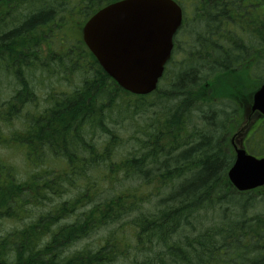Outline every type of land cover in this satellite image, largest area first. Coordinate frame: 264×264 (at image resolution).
Instances as JSON below:
<instances>
[{
    "label": "trees",
    "instance_id": "obj_1",
    "mask_svg": "<svg viewBox=\"0 0 264 264\" xmlns=\"http://www.w3.org/2000/svg\"><path fill=\"white\" fill-rule=\"evenodd\" d=\"M69 1H59L58 10L48 7L50 0L33 1L36 8L44 3L40 14L13 38L14 44L25 40L39 46L38 53L30 49L32 56L21 57V43L12 58L25 91L32 88L24 75L37 69L69 83L71 77L57 64L82 75L70 94L54 91L51 105L38 116L26 110L27 100L20 101V95L10 116L0 109V121L16 117L24 124L25 134L14 131L7 141L29 164L22 181L14 179L16 167L0 165V175L7 176L6 181L0 177V224L5 220L12 227L0 237V262L264 264V194L231 187L228 171L234 157L223 138L230 114L213 106L207 97L213 90L204 87L250 65L247 56L255 50L264 53V18L242 36L259 38V43L244 42L228 26L235 0H184L201 25L195 33L197 53L180 64L170 83L165 78L151 96L134 97L113 83L82 41H71L65 54L67 40L60 37V56L49 47V58H43L40 45L49 42L51 29L59 33L61 25L81 27L100 8L119 0ZM227 39L235 41L227 45ZM261 64L264 54L253 62L257 73ZM32 100L36 102L32 98L28 103ZM48 158L62 160L66 167L49 172ZM70 190L71 199L66 197ZM100 233L105 234L103 246L68 254L69 248Z\"/></svg>",
    "mask_w": 264,
    "mask_h": 264
},
{
    "label": "water",
    "instance_id": "obj_2",
    "mask_svg": "<svg viewBox=\"0 0 264 264\" xmlns=\"http://www.w3.org/2000/svg\"><path fill=\"white\" fill-rule=\"evenodd\" d=\"M181 23L182 10L173 0H121L86 23L83 39L121 88L147 95L158 86ZM254 102L253 111L264 114V86ZM229 178L240 191L264 186V159L239 151Z\"/></svg>",
    "mask_w": 264,
    "mask_h": 264
},
{
    "label": "rangeland",
    "instance_id": "obj_3",
    "mask_svg": "<svg viewBox=\"0 0 264 264\" xmlns=\"http://www.w3.org/2000/svg\"><path fill=\"white\" fill-rule=\"evenodd\" d=\"M48 0H45V2ZM61 2V0H59ZM59 1L58 0H50V2L52 3V6H48L52 9L58 10L57 8H59ZM67 2V0H65ZM5 2V0H1V3ZM68 3L70 4V1H68ZM249 4H252L255 8L252 11V16L253 19L250 20V22L253 23V25H260V21L264 18V1H261L258 4H254L253 2H249ZM33 4L29 5V8H25L23 10L19 11V16L18 19H15V23H17L16 25L10 26L8 25V22H10V18L7 16L2 22L5 25H0V73L1 71H5V73L0 74V108L2 110H5V115L8 117L13 113V109H12V105H14V98H16L18 96V94L22 97V99L27 100V102L29 101V99L31 98H35V101L37 103V105H34L35 109L32 110L33 108H29L27 107L28 111L31 112H38V111H42L44 108L49 107V101L51 100V97L53 95V92H57L58 91H66V93H70L72 91L73 88H75V85H77V83L79 82V77L80 75H82L81 73L78 72H73L71 70V67L68 66V68H62L61 65L57 64L58 67L60 69H63V71H66V75L71 77V81L72 82H68L67 81H63V79L57 77V75L55 76H49L44 74L43 76L40 73H36L35 77H40L38 79H36L35 81L30 80L27 77V74L24 75V80L30 82V87L32 89L29 90H24V88L27 86L25 84L20 83L18 80H16L15 76V72H11L14 71V67L12 68V61H11V57L14 56V53L16 52V50L20 47L21 43H23V51H25V55L21 56V57H29L32 55H29L30 49H34V52L36 51L38 53L39 51V46L36 44H31L28 43L25 40H19L16 44L13 43V39H11L12 37L16 36L17 34V30L21 27H23L25 24H27V22L30 21V19L35 16L40 14V11L44 5L43 2H41V6L36 8L34 6H32ZM58 5V6H57ZM11 7V5H10ZM9 7V8H10ZM66 8H68L66 6ZM9 14H11V18L15 17L12 8L8 9ZM190 12V11H189ZM243 12V13H242ZM249 13L248 9L246 8V5L243 3L241 6V10L238 13H232V21L230 23L233 24H238V25H245L246 22L248 21V19L246 18V15ZM190 16L192 17V13L190 12ZM68 20V18H67ZM14 23V24H15ZM69 23V22H68ZM228 23V24H230ZM225 24V25H228ZM62 27H65L67 25H61ZM83 26L82 27H78L77 24L75 25H69V32L66 33L67 35V39L68 41L72 40H78V41H82L83 40ZM197 26H201L198 24L193 25V29L197 28ZM229 28L232 27V25H228ZM28 31V29H26ZM45 32V31H44ZM48 32V31H47ZM46 32V33H47ZM13 34V35H11ZM60 34V35H59ZM11 35V36H10ZM31 35L34 36L35 32H31ZM63 34L58 33V32H54L53 39H57L60 38ZM184 35V32L181 34V39L182 41L180 42V47H179V53H175V57H174V63L175 65L170 69V74L166 79V83H169L172 81V76L173 73L178 71L179 67L177 65L181 64V61L185 58L186 56V45H185V41L183 40L186 36H182ZM10 36V37H8ZM8 37V38H7ZM52 39V40H53ZM60 42V41H59ZM51 45H40V52H43L44 50L48 49V47H50L52 49V51L54 52L55 55L60 56L58 54L59 50V45H58V41L56 42H48ZM47 43V44H48ZM72 43V42H71ZM46 46V47H45ZM62 49H64V47H61ZM255 52L264 54L261 50H255ZM57 53V54H56ZM258 53H251L249 54V56H247V60H249V69L248 72L245 71L247 70L246 67H242L240 69V72H244L243 75L245 74H249V81H245V85L243 87H237L235 86V84H241L244 81L240 78H238L236 75H232V76H227L223 79H221L220 81H217V83L210 85V88L213 90V94L211 96H219L217 97V99H214L215 101H218V105L216 107L217 110H225L226 114H230L233 113L232 109H230L229 107L222 105V103L226 100H233L234 97L236 95H238V98L240 100L244 99L246 96L253 95L254 90L259 87L261 85V81H255L256 77H260V78H264V66H260L259 72L256 73L252 72L255 71V67L253 66V62H257L260 61V58L257 57ZM11 55V57L9 56ZM39 70V69H37ZM252 72V73H251ZM22 75V73H21ZM241 75V74H239ZM50 77V78H49ZM245 77H248L245 76ZM214 81V80H211ZM166 83L164 84L163 90L167 91L169 89V86H166ZM19 84V85H18ZM208 86V84H205L204 87L206 88ZM206 92V89H204L203 93ZM164 94V92H163ZM231 94V95H230ZM11 101V102H8ZM225 103V102H224ZM227 103V102H226ZM11 104V105H10ZM171 104H176L171 102ZM15 105L19 106L17 103H15ZM26 109V110H27ZM24 114V113H23ZM224 115V114H222ZM244 115H246V112H244V109L242 110V114L240 119L238 120V123L233 127V130H240L243 126H245L247 123H250V120H248V122L246 121V119L244 118ZM0 118L1 114H0ZM10 122L13 123V125H10L8 127H12L14 130L16 131H21L22 133L25 134V131L23 130V126L21 124H19L17 122L16 119L13 120V117H9ZM144 120H140L139 123H143ZM233 130L232 132L226 130V132H224V135H227L228 138L230 137L229 141H231V138L233 136ZM10 136L9 133V129H5V131L3 132V137L8 139V137ZM227 141L225 140V143ZM5 143L9 144H1L0 142V165H2L1 161H6L8 162L10 165H14L18 170H17V174L14 177V179L18 180V181H22L26 179V173L29 169V164L25 158V156L20 152V151H11V150H7L6 147H9L11 149H15L14 146H12V142L11 141H5ZM3 145V146H2ZM5 146V147H4ZM251 149L253 151H256V153H258V150H261L262 152H264V132L258 136L257 139V147L258 149H255V143H250ZM233 157L235 156L234 153L231 154ZM46 161H51L49 162L50 166H49V170L53 171V170H57L60 171V169L66 167L65 166V162L62 160H58V159H52V158H48ZM56 167V168H54ZM47 169V168H45ZM2 181H6L7 180V176L5 174L0 175ZM22 179V180H20ZM27 183H29V181L27 180ZM154 188V187H153ZM152 188V189H153ZM73 195V190H70L68 193H66V197L68 198H72ZM56 202V201H55ZM48 204L43 206V210L47 211L48 209H50L54 204ZM29 211L33 212L34 211V207H30ZM66 222H63V224ZM18 226H22L20 224H18ZM12 229V227L8 224V222H6L5 220L2 221V223L0 224V237L2 236H7L8 232ZM53 234H50L48 237H51ZM104 235L103 233H100L99 235H95L93 237H91L88 240L83 241L82 243L69 248V252L68 254L71 255L72 253L76 252V251H80L85 247H89L90 249H97L101 246L104 245ZM47 238V237H46ZM49 239V238H48Z\"/></svg>",
    "mask_w": 264,
    "mask_h": 264
},
{
    "label": "flooded vegetation",
    "instance_id": "obj_4",
    "mask_svg": "<svg viewBox=\"0 0 264 264\" xmlns=\"http://www.w3.org/2000/svg\"><path fill=\"white\" fill-rule=\"evenodd\" d=\"M33 1H40V0H5V2L1 3L0 0V25H5L3 24V20L8 16L10 18V22H8V25L13 26L16 25L17 23H15V19H18L19 16V11L23 10L25 8H29V5H31V3ZM43 2H45V0H42ZM11 5V7H10ZM12 8V11L15 15V17L11 18V14H9L8 9ZM251 7V5H249V8ZM15 23V24H14ZM36 29V26H35ZM14 37H12L11 39H13ZM255 118H259L260 116L258 114L252 116ZM251 117V118H252ZM248 139V130L245 131L243 134H239L236 137L232 138V145L235 148V146H239L240 144H242L243 146H245V143ZM198 249V247H197Z\"/></svg>",
    "mask_w": 264,
    "mask_h": 264
},
{
    "label": "bare ground",
    "instance_id": "obj_5",
    "mask_svg": "<svg viewBox=\"0 0 264 264\" xmlns=\"http://www.w3.org/2000/svg\"><path fill=\"white\" fill-rule=\"evenodd\" d=\"M50 78V77H49ZM68 83V82H67ZM22 116V115H21Z\"/></svg>",
    "mask_w": 264,
    "mask_h": 264
}]
</instances>
